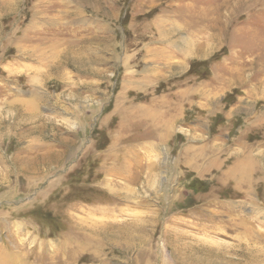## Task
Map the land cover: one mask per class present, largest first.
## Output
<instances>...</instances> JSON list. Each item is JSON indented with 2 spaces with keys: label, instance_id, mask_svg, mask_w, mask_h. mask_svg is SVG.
<instances>
[{
  "label": "rangeland",
  "instance_id": "rangeland-1",
  "mask_svg": "<svg viewBox=\"0 0 264 264\" xmlns=\"http://www.w3.org/2000/svg\"><path fill=\"white\" fill-rule=\"evenodd\" d=\"M2 2L0 264H264V0Z\"/></svg>",
  "mask_w": 264,
  "mask_h": 264
},
{
  "label": "crops",
  "instance_id": "crops-1",
  "mask_svg": "<svg viewBox=\"0 0 264 264\" xmlns=\"http://www.w3.org/2000/svg\"><path fill=\"white\" fill-rule=\"evenodd\" d=\"M1 1H6L7 2V0H0V4H1ZM7 4V3H6ZM6 9H7V7L6 8H2V9H0V14H3V13H5L6 12ZM38 43V42H37ZM39 46V45H38Z\"/></svg>",
  "mask_w": 264,
  "mask_h": 264
},
{
  "label": "bare ground",
  "instance_id": "bare-ground-1",
  "mask_svg": "<svg viewBox=\"0 0 264 264\" xmlns=\"http://www.w3.org/2000/svg\"><path fill=\"white\" fill-rule=\"evenodd\" d=\"M2 2V1H1ZM247 2V1H246ZM3 3V2H2ZM5 3V2H4ZM3 5V4H2ZM7 5V4H6ZM1 7V6H0ZM254 47V46H253ZM239 78V77H238ZM234 79V78H233ZM235 80V79H234ZM35 118V117H34Z\"/></svg>",
  "mask_w": 264,
  "mask_h": 264
}]
</instances>
